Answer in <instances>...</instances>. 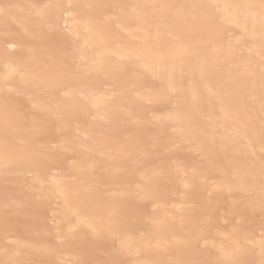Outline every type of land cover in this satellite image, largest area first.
<instances>
[{
  "label": "bare ground",
  "instance_id": "1",
  "mask_svg": "<svg viewBox=\"0 0 264 264\" xmlns=\"http://www.w3.org/2000/svg\"><path fill=\"white\" fill-rule=\"evenodd\" d=\"M245 262L264 0H0V264Z\"/></svg>",
  "mask_w": 264,
  "mask_h": 264
},
{
  "label": "rangeland",
  "instance_id": "2",
  "mask_svg": "<svg viewBox=\"0 0 264 264\" xmlns=\"http://www.w3.org/2000/svg\"><path fill=\"white\" fill-rule=\"evenodd\" d=\"M62 43H63V45H62ZM58 44H59V45H58ZM53 45H54L55 48L58 50V49L63 48V46L66 45V44H65L64 41H59V42H55ZM60 47H61V48H60ZM49 131H50V130H49ZM49 131L47 130L46 132H48V133H44V134H43V136H45V134H46V136H47L46 138H47V139H50V138L53 137L51 131H50V132H49ZM116 139H117V138H116ZM116 142H117V141H116L115 139H113L112 143L115 144ZM151 160H152V159H151ZM153 161H154V160H153ZM5 221H7V222H5ZM5 221L3 222V226H4V227L7 226L8 228H11V227H9V226H11L12 224H13L12 226L16 228V227L19 226L20 223H22L21 220H17V219H8V220H5ZM15 223H16V224H15ZM17 225H18V226H17ZM251 225H252V224H251ZM251 225H250V226H251ZM7 227H6V228H7ZM248 261H249V260H248ZM245 263H247V262H245ZM245 263H244V264H245ZM206 264H207V263H206ZM241 264H242V263H241ZM247 264H250V263H247Z\"/></svg>",
  "mask_w": 264,
  "mask_h": 264
}]
</instances>
